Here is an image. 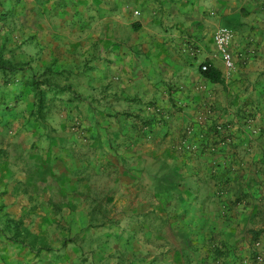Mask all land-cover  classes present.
<instances>
[{
    "label": "crops",
    "instance_id": "1",
    "mask_svg": "<svg viewBox=\"0 0 264 264\" xmlns=\"http://www.w3.org/2000/svg\"><path fill=\"white\" fill-rule=\"evenodd\" d=\"M18 1L0 0V48L21 67L16 87L0 75L5 98L27 107L26 78L63 72L91 129L80 170L104 179L82 182L85 202L110 189L129 215L58 261L0 237V264H264V0Z\"/></svg>",
    "mask_w": 264,
    "mask_h": 264
},
{
    "label": "rangeland",
    "instance_id": "2",
    "mask_svg": "<svg viewBox=\"0 0 264 264\" xmlns=\"http://www.w3.org/2000/svg\"><path fill=\"white\" fill-rule=\"evenodd\" d=\"M8 2L15 4L19 1ZM9 11L10 9L3 15L10 22L13 15ZM58 78L69 83L63 73ZM69 85L70 90L51 92L49 95L55 100L47 117L48 128L37 125L35 118L30 115L31 99H35L31 87L28 88L30 91L27 96L30 104L18 110L14 103L5 98L3 91L0 92V237L2 242L7 239L1 230L11 217H22L24 223L35 232L37 231L33 227L39 221V229L46 233H38L46 236L53 249L57 248L56 261L65 255L60 251L69 242H83L88 237L87 230L97 231L108 224L117 225L129 215L126 207L111 202L108 195L110 189L105 194H98L99 196L94 192L95 195L88 197L85 202L87 188H83L82 182L99 180L101 186L103 174L92 169L88 172L80 170L83 163L89 162L91 158H84L80 153L81 150L85 151L84 144L79 145L80 140L82 142L81 137L91 129L83 123L87 115L78 106L84 95ZM93 162L96 163L95 158ZM67 168L70 169V174H66ZM74 169L77 173L72 172ZM94 208L97 213L101 208L109 210L108 223L97 225L93 223L95 221L91 222ZM84 215L89 216L87 221ZM150 215L151 213L148 214L149 220L153 219L154 223L172 225L170 219L159 222L157 215ZM29 253L33 254L30 250Z\"/></svg>",
    "mask_w": 264,
    "mask_h": 264
},
{
    "label": "trees",
    "instance_id": "3",
    "mask_svg": "<svg viewBox=\"0 0 264 264\" xmlns=\"http://www.w3.org/2000/svg\"><path fill=\"white\" fill-rule=\"evenodd\" d=\"M20 64L14 60L5 57L3 48H0V75L3 80V84H12L17 86L20 79L17 77V72L20 70ZM203 74L213 81L221 80V75L217 69L208 66L206 70L201 68ZM63 72L53 70L52 67H46L41 73L33 74L25 79L24 84L32 88L34 91V101L30 109V115L35 118L37 125L44 128H48V115L52 108L54 97H50L52 92H64L70 90L69 83L61 81L58 76ZM2 83H0V92L3 91L5 96V90L2 89ZM2 95V94H1ZM3 96V95H2ZM91 215V222L97 225H104L108 223V209L93 210ZM100 213V215H98ZM107 218V219H106ZM110 222V221H109ZM8 230V232H7ZM1 232L8 240L21 244L24 247H28L30 252L39 255L41 252H51L53 247L48 243L46 236L41 235L38 232L31 230L25 223L22 217L16 219L14 217L9 218Z\"/></svg>",
    "mask_w": 264,
    "mask_h": 264
},
{
    "label": "built area",
    "instance_id": "4",
    "mask_svg": "<svg viewBox=\"0 0 264 264\" xmlns=\"http://www.w3.org/2000/svg\"><path fill=\"white\" fill-rule=\"evenodd\" d=\"M214 40L217 44L219 52L221 53L222 60L224 65L226 66L229 71L234 67V56L231 50V45L234 37L233 29L227 26H220L217 31L214 33ZM203 70L208 68L206 63L201 65Z\"/></svg>",
    "mask_w": 264,
    "mask_h": 264
}]
</instances>
